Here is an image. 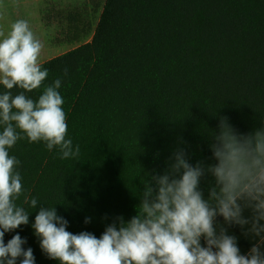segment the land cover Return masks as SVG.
<instances>
[{
	"label": "trees",
	"instance_id": "1",
	"mask_svg": "<svg viewBox=\"0 0 264 264\" xmlns=\"http://www.w3.org/2000/svg\"><path fill=\"white\" fill-rule=\"evenodd\" d=\"M64 18L70 43L92 31L78 11ZM42 67L43 85L25 94L37 100L61 80L66 139L80 154L61 159L58 148L27 138L9 149L38 204L24 205L29 224L6 232L4 242L18 233L35 264H59L31 227L39 207L56 206L68 231L99 238L116 217L136 214L143 184L178 148L193 165L214 164L209 145L221 118L240 134L264 128V0H105L91 42ZM213 184L210 175L201 179L205 198Z\"/></svg>",
	"mask_w": 264,
	"mask_h": 264
},
{
	"label": "clouds",
	"instance_id": "2",
	"mask_svg": "<svg viewBox=\"0 0 264 264\" xmlns=\"http://www.w3.org/2000/svg\"><path fill=\"white\" fill-rule=\"evenodd\" d=\"M43 48L25 19L6 32L0 29V85L8 90L0 94V264H17L18 258L20 264H35L32 248L22 247L27 241L18 233L4 242L6 232L29 224L24 205L36 209L38 204L25 194L20 161L9 149L27 138L43 141L49 151L58 148L61 159L80 154L79 145L66 139L64 100L57 91L61 80L44 87L37 100L25 94L41 88L49 75L42 67ZM14 87L24 91L13 96ZM212 140L214 164L193 165L178 148L165 171L143 184L136 214L128 220L116 217L99 238L68 231L56 206L39 207L31 227L43 254L59 264H264L258 244L242 254L237 236L229 232V226L238 225L264 239V128L240 134L221 118ZM206 175L214 179L207 198L200 189ZM218 216L224 221L219 230Z\"/></svg>",
	"mask_w": 264,
	"mask_h": 264
},
{
	"label": "rangeland",
	"instance_id": "3",
	"mask_svg": "<svg viewBox=\"0 0 264 264\" xmlns=\"http://www.w3.org/2000/svg\"><path fill=\"white\" fill-rule=\"evenodd\" d=\"M91 3V5H90ZM105 0H0V29L5 32L18 19L28 21L42 41V64L80 45L91 42L103 11ZM78 11L83 14L92 31L80 42L70 43L64 14Z\"/></svg>",
	"mask_w": 264,
	"mask_h": 264
},
{
	"label": "crops",
	"instance_id": "4",
	"mask_svg": "<svg viewBox=\"0 0 264 264\" xmlns=\"http://www.w3.org/2000/svg\"><path fill=\"white\" fill-rule=\"evenodd\" d=\"M91 5V3H90ZM217 230L222 226L224 223L222 217H217ZM229 232L230 234L236 235L238 238V246L241 249L242 254H246L250 248L252 247V244H258L261 247V250L264 251V239L261 237H255L254 235L247 233V228H245L243 231L238 225H231L229 226ZM202 244H204V241H201Z\"/></svg>",
	"mask_w": 264,
	"mask_h": 264
}]
</instances>
